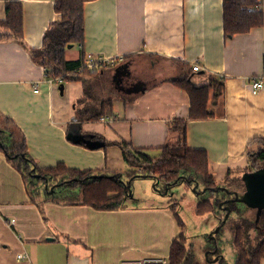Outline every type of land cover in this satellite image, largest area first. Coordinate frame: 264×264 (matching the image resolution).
<instances>
[{"label": "crops", "instance_id": "0c3cea01", "mask_svg": "<svg viewBox=\"0 0 264 264\" xmlns=\"http://www.w3.org/2000/svg\"><path fill=\"white\" fill-rule=\"evenodd\" d=\"M7 1L22 4L26 46L40 47L45 29L57 18L54 0H0V21ZM222 1H85L83 43L67 47L65 58L77 59L82 49L115 61L83 81L46 79L27 48L0 39V114L21 130L39 167L62 163L80 170L124 171L128 166L118 145L93 149L75 143L73 138L80 139L77 129L157 153L176 137L167 120L186 118L189 111L187 92L170 79L182 77L196 62L199 69L191 72L192 83L205 84L210 74L217 75L223 77V91L213 101L210 90L212 117L187 121V145L206 152L209 173L217 182L228 173L240 182L243 172L237 170L248 165V146H257L251 140L264 138V87L252 92L249 84L264 62V0L262 25L230 37L223 32ZM130 79L133 83L125 85ZM83 96L93 106L111 99L112 112L95 120H74L80 107L76 101ZM66 193L54 195L63 201L32 199L21 173L0 149V264H119L123 259L169 256L178 225L165 198L144 195L147 203L140 204L136 195L125 199L123 208L98 209L66 202L76 196ZM254 213L246 214L240 206L233 218L254 221L251 237L258 233ZM215 214L200 222L214 223ZM225 231L222 252L231 248L235 255L231 233Z\"/></svg>", "mask_w": 264, "mask_h": 264}, {"label": "trees", "instance_id": "16d2710c", "mask_svg": "<svg viewBox=\"0 0 264 264\" xmlns=\"http://www.w3.org/2000/svg\"><path fill=\"white\" fill-rule=\"evenodd\" d=\"M85 1L88 0H54L57 18L49 23L43 33L42 44L37 48L28 47L23 41L22 4L19 1H7L5 3V19L0 21L4 27V32H0V39L14 40L27 48L32 59L43 66L46 79L56 80L59 78V82L83 81L85 77L104 68L84 66L85 53L82 49L77 59L65 58V50L69 44L81 46L83 43ZM222 7L225 37L246 32L251 27L260 26L263 23L262 3L259 0H223ZM181 65L188 66L186 63H181ZM79 67H81L80 70ZM192 71H194L192 67H188V71L184 72L182 77L170 79L187 92L189 111L186 118L173 116L167 120L168 130L175 132L176 137L173 142H167L160 147L157 153H153L150 149L132 147L124 141L110 142L98 133H83L77 129L80 139L73 138L72 141L75 143L84 144L93 149L103 148L110 144L118 145L122 158L128 166L124 171L104 173L99 170H80L67 168L62 163L52 167H39L28 153L25 137L21 130L13 120L3 117L1 114L0 149L21 173L32 199L42 197L44 201H63L58 200L54 195L67 192L66 196H68L74 188L76 196L67 198L66 202L88 204L98 209L123 208L125 207L124 197L127 195L120 178L127 180L131 176L134 179L146 176L151 178L155 185L157 180L173 181L178 178V174L185 173L198 178L206 187L207 195L195 204V214L198 217H205L212 212H217L222 216L224 211L218 204L229 195L224 190L215 193L210 190V187L223 184L231 191L235 190L233 187H236L239 177L230 179L228 173L224 180L220 182L215 180L208 170L206 152L200 148L188 147L186 123L189 119H206L213 116V112L208 106L210 90H213L212 100H215L223 91V77L210 74L209 82L195 85L190 79ZM86 93L85 86L84 94ZM84 96L76 101V107L78 102L80 107L75 110L74 120H95L112 112L111 99L108 98L101 101L98 106H93L85 101ZM250 143H256L257 146L254 148L248 146V165L244 169H238V172L252 171L264 166V138L255 137ZM44 177L49 178L48 186L53 182L60 181L58 189L54 192H50L48 187L45 189L43 186ZM225 204L231 209V212L239 209L241 205L232 200L223 203V205ZM172 205L175 206V209L172 208ZM176 205V202L171 203L170 209L175 215L178 232L171 242L167 264H190L191 248L190 242H188L189 237L185 234L187 225L185 226V220L178 213ZM229 219L228 217L222 228L224 227L231 233V244L235 249L234 264H260L261 259L264 258V210L254 219L258 224V233L253 237L252 245H249V238L254 221L242 218L233 220L229 226L227 225Z\"/></svg>", "mask_w": 264, "mask_h": 264}, {"label": "rangeland", "instance_id": "374dc122", "mask_svg": "<svg viewBox=\"0 0 264 264\" xmlns=\"http://www.w3.org/2000/svg\"><path fill=\"white\" fill-rule=\"evenodd\" d=\"M243 183H241V181L237 182L236 187H233L235 190H243ZM201 186H202V182H201ZM132 191H133V196H138L140 198L139 199V203H147V201H144L141 197H143L144 195H155L156 192H154L155 188L153 186V180L151 178L148 177H140V178H136L133 180L132 183ZM179 190V195H182L181 197L178 198V202L181 204V206H177L176 208L177 210H181L182 212H180L181 217L183 218V220H185V226L187 225V228L189 227L188 230L185 229V234L187 235V237H189L188 242H190V255L192 256V259L190 261V264H203L205 261H207L206 257L204 256L205 251L201 248V247H197L196 246V241L198 243L202 244V235L199 236L198 233H208L210 232L213 228V223H208L206 220H203L201 223V227H200V218L202 219V217H198L194 210H195V204L200 201L199 199H197L196 195L194 194V191H190L188 188L186 187H176V191ZM76 190H74V188L71 190L70 194H74ZM169 201V199H167ZM167 202V201H165ZM242 205V204H241ZM240 205V206H241ZM172 208L175 209V206L172 205ZM191 214V215H190ZM235 214V210L232 211L229 215V220L227 225L230 226V224L232 223V221L234 220V215ZM193 225L197 228V230H194V228H192V232H193V236L195 238L191 237V227H193ZM226 225V226H227ZM199 227V228H198ZM228 228V226H227ZM257 231V230H256ZM209 234V233H208ZM257 234V232H255V235ZM255 241V239H254ZM193 242V243H192ZM192 243V246H191ZM253 244V237L250 236L249 238V245ZM225 249L223 252L224 253V259H223V263L222 264H234V252H232L231 248L230 250H228V248H223ZM212 264H216V263H212Z\"/></svg>", "mask_w": 264, "mask_h": 264}, {"label": "water", "instance_id": "95a60500", "mask_svg": "<svg viewBox=\"0 0 264 264\" xmlns=\"http://www.w3.org/2000/svg\"><path fill=\"white\" fill-rule=\"evenodd\" d=\"M68 47H71V45L69 44ZM60 89L61 90L63 89L62 85H60ZM35 176L37 177V174ZM142 177H146V176H142ZM48 179L49 178L47 177H44L43 179L44 181L43 186L45 189L49 185ZM120 179L122 181V185L125 188V194L128 195L129 198L133 199L134 196L132 191L133 188L132 183L134 177L131 176L127 178V180H124L122 178ZM240 179L243 183V190L241 191L240 190L231 191L229 187L223 184H217V186L215 187H210V190L214 191L215 193L218 192L219 190H224L228 194L233 195L231 198H227L218 204L219 207H221L222 210L224 211V214L219 224L215 227L213 231L210 232V235H213L212 234L213 232H217L222 226H224L231 213V209L226 204L223 205L224 202L227 203L232 200L234 202L242 204L241 206L244 207L246 214L252 209L255 210L258 214L264 210V166H261L252 171H244L241 174ZM59 183L60 182H56L50 185L49 186L50 192L56 191L55 188L59 186ZM195 185L197 186L198 184ZM153 186L156 190L157 188L155 187L154 183ZM205 191H206V187H203L201 189V194H203ZM57 193H59V191H57ZM124 199H126V197H124ZM237 210H235V212ZM217 249H218V243H216L215 250L213 252H215ZM223 259H224V253L220 252L211 260V263L221 264Z\"/></svg>", "mask_w": 264, "mask_h": 264}, {"label": "flooded vegetation", "instance_id": "af4514ba", "mask_svg": "<svg viewBox=\"0 0 264 264\" xmlns=\"http://www.w3.org/2000/svg\"><path fill=\"white\" fill-rule=\"evenodd\" d=\"M129 83H133V80L130 79V80L125 81V85H127ZM140 84L141 83L139 82L138 86ZM156 182L157 183L155 184V187L157 189L154 190V192H156L155 196H161L162 198H165V201H167L169 203L176 202V204L178 206H181V204L178 202V198L181 197L182 195H179L180 194L179 190L176 191V187H182L183 186V187L188 188L190 191H194V194L197 196L196 198L199 200H201V198H203L204 196L207 195L206 191L203 194H201V189L204 187V185L202 184V186H201V180L194 177L193 175L180 173V174H178V178H176L173 181L157 180ZM54 183L55 182H53L52 184H54ZM195 184H198V185L196 186ZM48 188H50V187L48 186ZM57 189H58V187H56L55 190H57ZM228 195H229V197H227V198H231V196H230L231 194H228ZM127 196H126V198H127ZM167 199H169V201ZM252 212L256 213L255 210L249 211V215H251ZM214 214H215V212H214ZM223 214H221V215L223 216ZM222 216H220L218 213L215 214L214 220H216V221H214V223L212 222L213 223V226H212L213 229L211 231H213L215 229V227L219 224V222L222 219ZM255 217H257V216H255ZM200 227H201V222H200ZM193 228H194V230H197V228L194 225H193ZM221 228L217 232H213L212 233L213 235H210L211 231L208 232L209 234L199 232L198 235L199 236L202 235V237H203L202 238V244L198 243L195 240L193 233H191V237L194 238V240L196 241V246L201 247L205 251L204 256L206 257L207 261H211L217 254H219L220 252L223 251L222 250V244H223L224 239H226L227 235H226V231H225L224 227L222 229ZM192 243H191V245H192ZM216 243H218V249L215 252H213L215 250ZM222 263H223V260H222Z\"/></svg>", "mask_w": 264, "mask_h": 264}, {"label": "built area", "instance_id": "2783aa9c", "mask_svg": "<svg viewBox=\"0 0 264 264\" xmlns=\"http://www.w3.org/2000/svg\"><path fill=\"white\" fill-rule=\"evenodd\" d=\"M262 3V0H259ZM115 61L114 57H109L101 54H92L85 53V59L83 65L87 68H93L97 66L106 67L108 65H112ZM81 67H79V70ZM193 70H198L199 65L195 62L192 65ZM56 80L60 81L59 78ZM249 84L251 86L252 92H257L259 89L264 87V62L263 67L258 74H253L249 77ZM39 90L38 86L33 89V91L37 92ZM13 221V220H11ZM19 257H23L22 254H18ZM168 257L164 256H146L137 259H123L119 264H167Z\"/></svg>", "mask_w": 264, "mask_h": 264}]
</instances>
